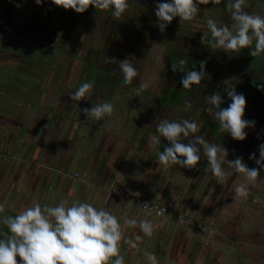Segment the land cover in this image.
Masks as SVG:
<instances>
[{"label": "crops", "instance_id": "0c3cea01", "mask_svg": "<svg viewBox=\"0 0 264 264\" xmlns=\"http://www.w3.org/2000/svg\"><path fill=\"white\" fill-rule=\"evenodd\" d=\"M49 7L53 8L52 0H43L42 5L35 0H0V17H8L18 34L23 31L22 41L33 27L50 21L40 22L49 12L57 20L61 13L70 12L65 13V20L51 25V32L78 30L79 16L73 19L78 13H59ZM18 34L13 44L0 45V97L5 98L4 104L0 102V204L4 206L0 217H14L37 202L42 206H56L61 200L87 202L109 210L121 223L124 264H150L146 252L155 254L158 264H264L253 249L255 229L241 226L234 231L238 227L233 228L231 215L237 203L228 190L224 195L207 165L201 166V161L193 169L159 165L158 154L167 141L159 136L155 122L141 120L139 105L125 103L105 120L87 119L82 109L98 104L90 98L96 97L95 82L85 100L60 101L63 87L39 86L49 62L40 58L42 67L38 72L32 68L31 59L17 53L23 46ZM88 73L86 68L84 77L78 79L86 80ZM32 79H37L36 85ZM152 136H159L160 143L149 148ZM118 189L133 199L118 195ZM139 197L189 215L197 223L182 224L176 217L147 213L134 204ZM125 215L150 220L153 235L145 236L138 228L125 225ZM199 225L209 227L212 236ZM6 231L0 225V233ZM137 234L142 237L137 248L124 243Z\"/></svg>", "mask_w": 264, "mask_h": 264}, {"label": "rangeland", "instance_id": "374dc122", "mask_svg": "<svg viewBox=\"0 0 264 264\" xmlns=\"http://www.w3.org/2000/svg\"><path fill=\"white\" fill-rule=\"evenodd\" d=\"M128 3L129 8L119 21L114 19L111 10H96L90 7L85 13L73 18L76 21L79 16L78 30L76 29L74 33V28L66 33L50 31L52 24H59L70 12L61 13L58 20L50 17V12L48 16L43 14L40 22L45 19L50 21L39 25V28L33 27L26 41H22L21 38L23 31H19V34L16 32L23 45L21 52L17 53L22 55L21 58L29 57L31 67L36 68L37 72L38 67H42L39 64L40 58L45 63L49 62L48 67L45 66L43 69V79L38 81L39 86L63 87L64 96L58 97L60 101L63 99L66 103H71V93L67 92L68 89L79 88L83 82H95L94 87L97 90L96 97H90L92 103L111 102L114 111L125 103L139 105L143 108L141 111L143 122L149 120L158 124L164 118L170 122H180L184 119L194 121L198 125L196 135H201L209 143L227 149L229 153L227 160L243 157L249 168L257 167L249 156L256 153L259 157V145L264 143V128L255 125L254 128L246 130L245 141H235L230 134L216 131L218 121L206 111L209 107L206 97L216 92L222 95L224 103L221 107L227 108L231 101L225 89L234 88L237 93L243 94L252 79L264 84V54L253 58L249 54V49L241 50L239 54H228L220 49L211 48L212 37L207 28V20L213 19L218 26L221 24L230 26L231 15L226 7L228 0H221L217 5L198 4L200 11L191 22H184L181 26L177 17L163 33L155 16L157 0H128ZM52 10L60 13L64 9L59 7L56 9L53 4ZM244 10L252 15L264 17V0H246ZM74 14L77 13L74 11ZM203 33H208L204 44L201 43ZM153 48L154 51L151 53ZM213 51L219 56H211ZM106 57L115 58L117 61L130 60L138 72L131 84H124L118 64L105 63ZM179 58H184L186 71L193 70V66L199 71L201 61L213 63L219 69L206 64L204 69L206 75L201 84L194 85L191 90L183 89L180 81L184 73L172 71V64H177ZM90 66L96 75L88 73L91 79L89 77L86 80L78 79L80 75L84 77L83 73L86 72V68L90 70ZM36 81L37 79L31 80L34 85ZM144 81H149V86L137 95L138 87ZM225 81L228 83L225 84ZM260 95L264 97L263 93ZM0 102L4 104L5 98L0 97ZM186 102L191 103L189 110H185ZM246 102L256 104L254 98ZM257 105L264 111V101L258 102ZM22 114L24 115L22 112L19 115ZM259 115H255L254 109L246 105L245 119L255 121L257 119L264 125V114L262 117ZM200 155L201 166L205 164L207 170H210L202 149ZM222 167L225 172L231 173L222 184V192L226 196L228 190L234 197L235 187L245 183L243 174L228 168L226 163ZM259 171L256 181L246 184L247 197L234 200L237 205L233 208L231 219L234 222L233 228L238 227L235 232L240 230L241 226L255 229L253 234L256 237V246L253 249L261 262L264 258V168Z\"/></svg>", "mask_w": 264, "mask_h": 264}, {"label": "clouds", "instance_id": "9594fccd", "mask_svg": "<svg viewBox=\"0 0 264 264\" xmlns=\"http://www.w3.org/2000/svg\"><path fill=\"white\" fill-rule=\"evenodd\" d=\"M42 5L43 0H35ZM52 3L64 10H72L78 14L85 13L90 7L96 10H111L114 19L119 21L129 8L128 0H52ZM220 4L221 0H157L155 16L158 27L163 33L171 22L179 17L181 26L184 22H191L198 11L199 5ZM246 0H228L226 7L231 15V25L217 23L209 18L207 28L212 37L211 48L220 49L225 53L239 54L241 50L249 49V54L255 58L264 54V17L252 15L244 10ZM208 33H203L201 43L204 44ZM254 45V46H253ZM154 51H151V53ZM150 53V54H151ZM105 63L118 64L119 72L123 76L125 85L131 84L138 75L136 68L129 59L117 61L106 57ZM184 58H179L177 64H172L173 72L184 73L180 83L183 89L191 90L194 85H200L205 78L206 61L200 62V70L186 71ZM225 84L228 81L224 82ZM149 86V81L142 82L137 95ZM264 90V84L257 85ZM93 84L84 82L70 95L73 101H83L90 94ZM231 103L222 108L224 103L220 92L206 97L209 107L206 111L218 121L216 131L230 134L233 140L243 142L247 139L246 130L255 127V121L246 120V98L237 93L234 88L225 89ZM79 106V105H78ZM191 108V103H185V110ZM87 119L96 121L111 117L114 106L111 102L96 104L91 108L82 109ZM106 126V123L105 125ZM156 131L167 141L163 151L158 154L159 165H179L181 168H196L201 160V149L208 161V167L218 184H223L227 175L223 164L236 173L243 174L245 183L234 189L233 200L246 198L248 190L246 184L256 181L260 171L264 168V143L258 148L259 157L252 153L249 159L257 167L249 168L243 157L227 160L229 153L223 146L209 143L201 135H196L198 125L194 121L184 119L180 122L169 121L164 118L155 124ZM43 131V130H42ZM159 136L150 137L147 147L159 144ZM191 138V139H190ZM188 140L187 143L184 141ZM132 203V202H129ZM145 209L147 203L142 205ZM4 206L0 204V213ZM179 220L182 222L183 217ZM124 224L139 229L143 235H153V224L148 219L137 221L128 219L125 215ZM0 225L7 231L0 233V264H124V257L120 254V243L123 239L122 225L118 218L109 210L96 208L91 203L75 201L68 204L61 200L56 206H43L37 202L26 207L16 216L0 217ZM142 237L137 234L134 239H124V243L135 249ZM150 264H158L155 254L146 252ZM19 258V259H18Z\"/></svg>", "mask_w": 264, "mask_h": 264}, {"label": "built area", "instance_id": "2783aa9c", "mask_svg": "<svg viewBox=\"0 0 264 264\" xmlns=\"http://www.w3.org/2000/svg\"><path fill=\"white\" fill-rule=\"evenodd\" d=\"M16 40V32L12 21L5 16L0 17V45H11ZM118 195L124 197L127 200L133 199L132 195L123 189H118L115 191ZM147 203L149 207L145 209L142 205ZM134 204L139 207L141 210L150 213L156 217L165 218V217H176L177 220L182 224H196L197 222L193 217L185 215L183 213H177L174 210L166 207L158 202H154L142 197L134 199ZM180 216L183 217V221L179 220ZM199 229L203 232L210 234V237L213 234V231L209 227L199 225Z\"/></svg>", "mask_w": 264, "mask_h": 264}, {"label": "trees", "instance_id": "16d2710c", "mask_svg": "<svg viewBox=\"0 0 264 264\" xmlns=\"http://www.w3.org/2000/svg\"><path fill=\"white\" fill-rule=\"evenodd\" d=\"M65 40H67V39H65ZM213 52H212L211 56H219L218 53H216L215 51H213ZM208 59H209V57H208ZM88 61H90V59H88ZM206 64L207 65L209 64V66H211V67H215L216 66L217 69H219V67L217 65H214L213 63H209L208 61L206 62ZM211 67H209V68H211ZM91 70H92V67L90 66L89 72L96 75V73L93 70L92 71ZM97 70H99V68H97ZM111 74L112 73H110V75ZM259 84H263V83L260 82V81H257L256 79H252L251 82L248 84L247 88L244 90L243 95L245 96L246 100L254 98V101L256 103L255 104L256 106L254 104H246V105L249 106V107H251V109H254L255 115H259L260 114L259 116L262 117V115L264 114V111L259 108V106L257 105V103L258 102H262L263 103L264 97L262 95H260V93H263V95H264V90H261L260 88L257 87V85H259ZM246 120L255 121L253 119H246ZM255 125H257L258 127L264 128V125L260 124L257 119L255 121Z\"/></svg>", "mask_w": 264, "mask_h": 264}, {"label": "bare ground", "instance_id": "6f19581e", "mask_svg": "<svg viewBox=\"0 0 264 264\" xmlns=\"http://www.w3.org/2000/svg\"><path fill=\"white\" fill-rule=\"evenodd\" d=\"M43 125V124H42ZM157 148V147H156Z\"/></svg>", "mask_w": 264, "mask_h": 264}]
</instances>
